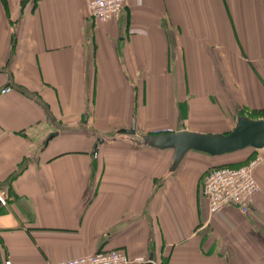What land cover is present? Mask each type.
<instances>
[{"label":"crops","instance_id":"0c3cea01","mask_svg":"<svg viewBox=\"0 0 264 264\" xmlns=\"http://www.w3.org/2000/svg\"><path fill=\"white\" fill-rule=\"evenodd\" d=\"M87 1L0 0V264H264V161L248 214L201 194L254 149L171 172L172 149L135 142L264 118V0H125L108 22Z\"/></svg>","mask_w":264,"mask_h":264},{"label":"built area","instance_id":"2783aa9c","mask_svg":"<svg viewBox=\"0 0 264 264\" xmlns=\"http://www.w3.org/2000/svg\"><path fill=\"white\" fill-rule=\"evenodd\" d=\"M125 0H88L87 15L94 22L111 21L120 15L125 8ZM11 88L2 89V93H9ZM251 159L245 164L236 167L228 165L213 166L207 170L202 179V192L207 200V212L214 215L227 205L233 206L237 211L248 214L255 196L260 193L261 187L255 180L254 169L264 161V149L253 150ZM6 189H0V206L8 201ZM147 259L136 257L130 260L128 256L115 249L97 251L85 254L82 257L71 258L68 261H59L53 264H146ZM6 264H11L7 261Z\"/></svg>","mask_w":264,"mask_h":264},{"label":"water","instance_id":"95a60500","mask_svg":"<svg viewBox=\"0 0 264 264\" xmlns=\"http://www.w3.org/2000/svg\"><path fill=\"white\" fill-rule=\"evenodd\" d=\"M130 133V132H128ZM137 145H147L153 149L173 150L172 164L169 171L172 172L182 162L188 151L201 152L207 156H223L226 153L238 152V150L252 148L264 149V118L239 117L235 127L224 134L192 133L187 130L170 133H158L157 135H144L136 139ZM153 257L149 254L146 264H152Z\"/></svg>","mask_w":264,"mask_h":264},{"label":"trees","instance_id":"16d2710c","mask_svg":"<svg viewBox=\"0 0 264 264\" xmlns=\"http://www.w3.org/2000/svg\"><path fill=\"white\" fill-rule=\"evenodd\" d=\"M248 149V148H247ZM248 160H246V162H247ZM245 161L244 162H241V163H238L237 165H231V164H225V165H228V166H231V167H236V166H238L239 164H242V163H246ZM225 165H221V166H218V165H216V166H218V167H222V166H225Z\"/></svg>","mask_w":264,"mask_h":264}]
</instances>
